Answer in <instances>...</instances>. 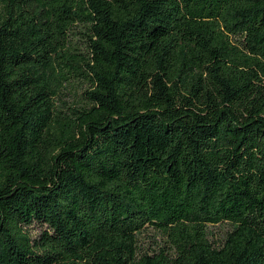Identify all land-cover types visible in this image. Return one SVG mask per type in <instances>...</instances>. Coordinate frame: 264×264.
<instances>
[{
	"label": "trees",
	"instance_id": "1",
	"mask_svg": "<svg viewBox=\"0 0 264 264\" xmlns=\"http://www.w3.org/2000/svg\"><path fill=\"white\" fill-rule=\"evenodd\" d=\"M0 264H264V0H0Z\"/></svg>",
	"mask_w": 264,
	"mask_h": 264
},
{
	"label": "rangeland",
	"instance_id": "2",
	"mask_svg": "<svg viewBox=\"0 0 264 264\" xmlns=\"http://www.w3.org/2000/svg\"><path fill=\"white\" fill-rule=\"evenodd\" d=\"M64 100H66L68 103H70L73 99V95H68L66 94L65 96H63ZM30 231L32 232L33 235L38 233L39 230V226L37 224H33L30 228ZM221 231L218 229L214 230V236H219V233ZM154 240H156V242L159 241V236L157 235V233L151 229H147L145 231L142 232V234L139 237V243L141 245V249L146 248L147 246L153 247L155 245Z\"/></svg>",
	"mask_w": 264,
	"mask_h": 264
}]
</instances>
